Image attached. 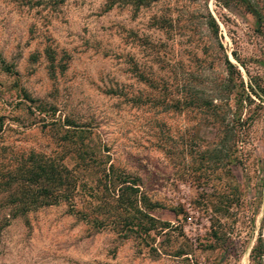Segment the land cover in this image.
I'll use <instances>...</instances> for the list:
<instances>
[{"label":"rangeland","instance_id":"374dc122","mask_svg":"<svg viewBox=\"0 0 264 264\" xmlns=\"http://www.w3.org/2000/svg\"><path fill=\"white\" fill-rule=\"evenodd\" d=\"M247 1L261 25L243 5L215 0L137 9L0 0V169L52 149L55 119L68 117L115 166L140 177L157 202L149 213L171 225L150 238L123 234L115 223L93 226L64 202L10 217L0 188V264H253L258 237L264 264V102L250 94L242 107L229 171L223 158L199 159L213 146L214 126L197 125L198 114L173 103L185 92L218 97L224 56L244 87L248 77L264 87V0Z\"/></svg>","mask_w":264,"mask_h":264},{"label":"trees","instance_id":"16d2710c","mask_svg":"<svg viewBox=\"0 0 264 264\" xmlns=\"http://www.w3.org/2000/svg\"><path fill=\"white\" fill-rule=\"evenodd\" d=\"M155 0H106V8L115 4L129 3L134 9ZM223 7L231 2L244 6L257 25L261 16L255 5L247 0H215ZM205 24L213 35L217 33L214 18L207 13ZM233 56V53H231ZM226 77L219 83V96H197L195 92H185L173 103L178 110L191 109L196 114V124L214 126L217 133L210 143L212 148L200 151L199 159L209 160L212 164L222 159L226 170L238 161L234 155L240 142L239 125L245 122L240 113L245 103L252 102L250 94L264 102V87L248 77L244 87L238 69L226 56L223 59ZM139 78L144 75L137 73ZM148 82L150 79H145ZM237 80V81H236ZM150 83V82H149ZM244 88H247V92ZM178 90V89H177ZM230 101L234 111L227 116ZM260 107V104H256ZM199 113L203 114L202 116ZM227 118V119H226ZM58 128H54L51 138L54 146L47 151L30 150L18 159L0 169V188L6 191L3 205L9 206V216L24 215L41 206L64 202L70 212L80 216L95 227L116 224L125 234L132 231L143 238L150 234H162L170 227L168 221H159L150 213L157 202L151 200L137 174L115 166L107 153L90 142L89 129L77 125L72 119L56 118ZM105 150L104 152H106ZM208 154V156H207ZM66 160V161H65ZM68 162V163H67ZM12 188V189H11ZM176 213V207H171ZM134 213L139 217L134 218ZM114 216V220L109 219ZM263 247L260 237L250 250L253 264H261Z\"/></svg>","mask_w":264,"mask_h":264}]
</instances>
